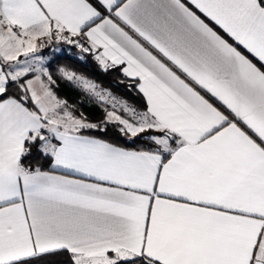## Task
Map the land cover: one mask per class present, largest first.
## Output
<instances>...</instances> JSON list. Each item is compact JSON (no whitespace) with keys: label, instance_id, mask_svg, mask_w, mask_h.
<instances>
[{"label":"snow or ice","instance_id":"obj_1","mask_svg":"<svg viewBox=\"0 0 264 264\" xmlns=\"http://www.w3.org/2000/svg\"><path fill=\"white\" fill-rule=\"evenodd\" d=\"M0 264H264V0H0Z\"/></svg>","mask_w":264,"mask_h":264},{"label":"trees","instance_id":"obj_2","mask_svg":"<svg viewBox=\"0 0 264 264\" xmlns=\"http://www.w3.org/2000/svg\"><path fill=\"white\" fill-rule=\"evenodd\" d=\"M68 54L65 53H56L54 57H52V64H51V70L53 71V75L55 77V69L59 65H67L70 68H75L77 71H84V69L77 64L72 63L70 60L66 59V56ZM88 64L91 66L85 74L88 75L91 79L95 80L97 83L101 84L104 87H109V85H112L114 81L119 76L118 72L110 71L108 73H104L101 71L96 65L95 62L91 59V57H88ZM58 87H55L54 90L56 91L57 95L68 101L70 105H76V114L79 115L80 111H83L90 120H98L100 116L99 108L97 107H90L88 103L85 101L84 103H81V93L74 88L70 87L67 83L64 81L58 80ZM115 93L119 95L124 94L123 87L116 88L113 87L112 89ZM86 134H93V133H86ZM101 138L105 139H111V134L108 136H102ZM112 142H117L113 140Z\"/></svg>","mask_w":264,"mask_h":264},{"label":"rangeland","instance_id":"obj_3","mask_svg":"<svg viewBox=\"0 0 264 264\" xmlns=\"http://www.w3.org/2000/svg\"><path fill=\"white\" fill-rule=\"evenodd\" d=\"M62 47H68V46H62ZM45 56H49V54H50V49H46V50H44V53H43ZM52 58V57H51ZM62 99V98H61Z\"/></svg>","mask_w":264,"mask_h":264},{"label":"crops","instance_id":"obj_4","mask_svg":"<svg viewBox=\"0 0 264 264\" xmlns=\"http://www.w3.org/2000/svg\"><path fill=\"white\" fill-rule=\"evenodd\" d=\"M117 94V93H116ZM119 95V94H118Z\"/></svg>","mask_w":264,"mask_h":264}]
</instances>
